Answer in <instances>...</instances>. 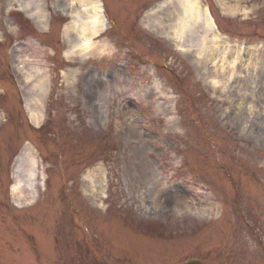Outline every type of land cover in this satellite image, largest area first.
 Returning a JSON list of instances; mask_svg holds the SVG:
<instances>
[{"label": "rangeland", "instance_id": "1", "mask_svg": "<svg viewBox=\"0 0 264 264\" xmlns=\"http://www.w3.org/2000/svg\"><path fill=\"white\" fill-rule=\"evenodd\" d=\"M163 1L104 0L93 42L106 47L80 56L63 37L61 0H45L44 30L8 14L19 0H0V264H264L263 84L226 83L210 65L207 78L194 50L144 25ZM199 2L222 39L248 48L242 61L264 55V0ZM27 58L49 81L38 125L16 68ZM26 146L39 174L18 209Z\"/></svg>", "mask_w": 264, "mask_h": 264}, {"label": "bare ground", "instance_id": "2", "mask_svg": "<svg viewBox=\"0 0 264 264\" xmlns=\"http://www.w3.org/2000/svg\"><path fill=\"white\" fill-rule=\"evenodd\" d=\"M15 1L18 2V0ZM61 1L63 2L60 7L61 12L69 18L62 34L66 40H72L69 43H73L74 53L84 56L94 50L96 51L97 48L103 50L106 47L105 45H96L93 42L94 38L100 36L105 28L100 0ZM19 2L23 5L32 23L38 26L39 29L44 30L47 27V19L43 13L45 0H19ZM230 12H234V10ZM143 23L145 26L155 27L157 34L173 42L177 48L194 50V56L199 60V64L198 62L197 64L200 70L204 71L207 78L212 76L206 68V65H210L213 70L212 73L215 74L214 77L220 74L226 83L233 82L234 79L237 80L241 77L243 78V88H246V86L249 88L255 82L261 80L263 84L261 88L264 91V75L257 73V70L261 71L259 68L263 64L264 55L254 54L253 56L252 54L251 58L249 57L245 62L242 61L240 59L242 50L245 51L248 48L245 49L241 44L222 39V36L214 31L215 23L210 10L205 6H201L199 0H166L149 10L143 16ZM31 45L36 52V46ZM253 49L256 48L253 47ZM256 55L257 57H255ZM25 62L30 61L27 58L16 67L22 82L28 86L25 91V112L30 123L38 125L39 119L43 118L42 100L47 94L49 81L41 70L32 65L25 67ZM241 66H243L244 71L242 73L238 72V69L242 68ZM262 73L264 74V72ZM214 77L211 81H208V84L216 88V84L219 83L214 81ZM97 81L100 83L99 80ZM240 96L243 99V95ZM38 174V161L31 149L26 146L18 155L13 170L14 183L11 190L18 201L20 199L28 201L24 204L32 202L34 196L32 191L35 189ZM101 178L102 174L96 172L85 176L89 188L95 191L99 189L101 183L103 184ZM187 199V197L182 198V196L179 199L186 208H188ZM18 205H23V203ZM193 208L197 214L211 213L210 208Z\"/></svg>", "mask_w": 264, "mask_h": 264}, {"label": "water", "instance_id": "3", "mask_svg": "<svg viewBox=\"0 0 264 264\" xmlns=\"http://www.w3.org/2000/svg\"><path fill=\"white\" fill-rule=\"evenodd\" d=\"M186 264H202L201 262L199 261H189L188 263Z\"/></svg>", "mask_w": 264, "mask_h": 264}]
</instances>
